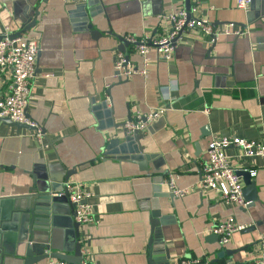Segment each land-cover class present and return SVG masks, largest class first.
I'll use <instances>...</instances> for the list:
<instances>
[{
    "label": "crops",
    "instance_id": "obj_1",
    "mask_svg": "<svg viewBox=\"0 0 264 264\" xmlns=\"http://www.w3.org/2000/svg\"><path fill=\"white\" fill-rule=\"evenodd\" d=\"M102 1L106 12L93 20L100 31L96 35L88 27L87 13L77 10L81 3L77 0H0V33L5 26L17 31L34 16L32 4L40 10L37 25L23 35L39 37L28 114L46 131L39 135L0 121V198L28 193L32 175L50 164L77 167L70 180L94 194L91 201L98 217L95 224H81L80 240L97 264H148L155 234L151 221L159 213L170 256L158 264L192 258H207L212 264H253L264 235L262 159L249 166L256 171L252 176L258 199L246 207L225 204L215 190L202 189L200 180L214 135L250 140L264 136V0H253L248 8H240L237 0H190L189 8L188 0ZM193 5L198 6L197 15L216 27L234 22L248 26L250 32L222 35L214 44L198 29L185 31L170 63L153 49L147 77H115L118 35L143 38L165 31L169 24L163 14ZM124 52L133 64L142 66L133 44ZM10 83L7 74L0 75V96ZM110 98L105 108L94 107L95 100ZM161 106L166 113L143 132V168L128 160L101 158L108 140L125 131L129 116ZM239 152L228 149L233 156ZM232 161L243 167L236 157ZM169 173H175L178 186L194 189L172 198L163 182L162 195L155 198L154 178L164 176L165 181ZM2 201L0 259L3 252L12 251V226L23 215L21 204ZM230 216L254 228L235 232L222 246L212 229ZM72 235L66 219L59 218L58 242L71 247ZM222 250L234 253L219 256ZM66 253L73 255L74 249Z\"/></svg>",
    "mask_w": 264,
    "mask_h": 264
},
{
    "label": "built area",
    "instance_id": "obj_2",
    "mask_svg": "<svg viewBox=\"0 0 264 264\" xmlns=\"http://www.w3.org/2000/svg\"><path fill=\"white\" fill-rule=\"evenodd\" d=\"M83 2L86 0H77ZM252 0H237L240 8H248ZM198 6L192 8H179L163 14L169 27L162 32L143 38L129 36L127 39L135 46L136 51L141 55L142 66L132 63L124 51L115 52L114 70L116 78H130L133 75L147 77L150 70V57L148 54L155 50L161 60L171 62L174 58L175 48L181 35L185 31L198 29L207 36L210 43L216 42L222 35L243 36L249 33V27L230 22L214 26L205 17L197 15ZM15 31L10 26H5L0 40V75H8L11 83L9 90L0 96V116L8 117L12 121L26 123L34 127L39 135L41 126L28 114L30 98L32 94L33 79L37 71V59L40 52L38 36H16L11 34ZM46 75H50L46 73ZM164 92V91H163ZM166 98L165 95H163ZM167 111L164 106L154 108L147 114L137 112L123 126L127 133L138 131L143 133L150 124L158 120ZM234 147L240 150L237 155H230L228 149ZM208 158L201 164L202 177L200 180L202 189L215 190L222 201L229 204H236L242 207L249 205L244 196V180L237 170L249 168L253 161L261 158L264 166V136L260 140H250L245 137L216 134L208 144ZM236 157L243 167L233 164L232 158ZM250 169V168H249ZM251 172L256 173L255 170ZM169 190L177 197H182L193 190V186L180 187L177 185L175 173H169L164 181ZM70 199L76 204L75 220L80 224H95L98 217L94 213L92 192L86 191L77 181L67 183ZM61 193L58 194L60 196ZM248 225L238 223L233 216L223 222H219L212 229L219 237L222 246L232 241L235 232L244 230ZM260 250L255 255L253 264H264V235L259 240ZM85 247V246H84ZM84 258L80 263H72L62 259L50 258L47 264H97L91 257L88 247L82 249ZM179 264H212L207 258L183 259ZM230 264V263H228Z\"/></svg>",
    "mask_w": 264,
    "mask_h": 264
},
{
    "label": "water",
    "instance_id": "obj_3",
    "mask_svg": "<svg viewBox=\"0 0 264 264\" xmlns=\"http://www.w3.org/2000/svg\"><path fill=\"white\" fill-rule=\"evenodd\" d=\"M47 1V0H44ZM190 0L187 1L186 8L191 6ZM253 3V0L251 4ZM102 0H86L78 5L77 10H83L90 18L88 23L89 29L93 34H99L100 31L95 29L94 18L97 15L106 12L104 10ZM36 4H32L31 8L35 10L34 16L28 18L23 24H20L17 31L11 34L12 37L22 36L24 33L32 30L38 23V16L40 14L39 8ZM36 16V17H35ZM3 35L0 33V40ZM120 40L119 50L125 51L132 43L123 35H118ZM215 44V43H214ZM122 80V78H119ZM107 99L101 102L94 101L96 109L105 108L109 102ZM114 110V109H113ZM131 116H129V119ZM0 121L9 126H16L17 128L35 129L26 123L12 121L8 117H1ZM120 127V125H113ZM44 135L46 131L41 129ZM144 134L138 131L127 133L123 131L122 134L108 140L102 148V157H115L118 160H128L138 163L140 168L146 164L144 156V145L141 143ZM77 172V167L63 168L62 165L50 164L44 170L35 172L32 175L33 182L29 192L19 196H9L0 198V208L3 206L2 200H8L12 205H22V219L19 218L14 221L12 229L15 231L10 237V244L12 245L11 252H3L0 264H39L47 258L62 259L72 263H80L83 258L82 247L84 243L80 240V226L81 224L75 220L76 204L71 201L68 191L67 183L70 178ZM238 174L244 179L246 187L244 188V196L250 197L251 201L258 199V188L253 179L252 172L249 168H241L237 170ZM156 182L153 188L154 197L161 196L164 176H159L153 180ZM61 193L60 196L58 194ZM168 196L175 198L172 192H168ZM159 199V198H158ZM159 213V212H157ZM64 214V215H62ZM64 217L67 221V226L72 230V239L69 246H62L57 238V225L59 218ZM151 223L153 226L154 235L150 239V246L152 247L151 256L148 264H158L161 261H167L170 256V250L164 244L163 234L161 233L160 224L163 220L162 215L156 214ZM254 227L248 226L244 231H250ZM218 239V235L214 234ZM74 249V254H67L68 249ZM234 250H222L219 256L231 255ZM165 260H161L163 258ZM165 263V262H164Z\"/></svg>",
    "mask_w": 264,
    "mask_h": 264
}]
</instances>
